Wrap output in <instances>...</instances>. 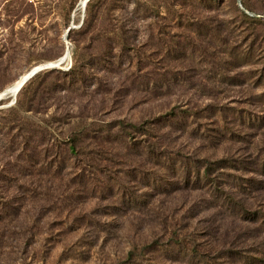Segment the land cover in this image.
<instances>
[{
  "label": "rangeland",
  "instance_id": "rangeland-1",
  "mask_svg": "<svg viewBox=\"0 0 264 264\" xmlns=\"http://www.w3.org/2000/svg\"><path fill=\"white\" fill-rule=\"evenodd\" d=\"M41 66L0 264H264V0H0V92Z\"/></svg>",
  "mask_w": 264,
  "mask_h": 264
},
{
  "label": "bare ground",
  "instance_id": "bare-ground-1",
  "mask_svg": "<svg viewBox=\"0 0 264 264\" xmlns=\"http://www.w3.org/2000/svg\"><path fill=\"white\" fill-rule=\"evenodd\" d=\"M65 56L60 57V61H64ZM39 67H33L31 68L29 71L23 73L22 75H20L11 85L7 86L6 88H4L3 93L2 91L0 92V95L2 94H6L10 97H14L17 92L19 91V89L21 88V86L32 76H30V73L34 70L37 69ZM38 72V71H37ZM36 72V73H37ZM27 79L25 82L24 80Z\"/></svg>",
  "mask_w": 264,
  "mask_h": 264
},
{
  "label": "water",
  "instance_id": "water-1",
  "mask_svg": "<svg viewBox=\"0 0 264 264\" xmlns=\"http://www.w3.org/2000/svg\"><path fill=\"white\" fill-rule=\"evenodd\" d=\"M54 66H57V65H52V67H54ZM44 67H46V66H41V67H39V68H37V69H34V70L30 73V76H33L37 71L41 70V69L44 68ZM26 80H27V79H25L24 82H25ZM6 96H7L6 94H2V95H0V101H1L2 99H4ZM14 97H15V96H14ZM14 97H13V98H14Z\"/></svg>",
  "mask_w": 264,
  "mask_h": 264
},
{
  "label": "trees",
  "instance_id": "trees-1",
  "mask_svg": "<svg viewBox=\"0 0 264 264\" xmlns=\"http://www.w3.org/2000/svg\"><path fill=\"white\" fill-rule=\"evenodd\" d=\"M35 74H36V73H35ZM35 74H34V75H35ZM34 75H33V76H34ZM33 76H32V77H33ZM32 77H30L29 79H31ZM29 79H28V80H29ZM28 80H27V81H28ZM27 81L21 86V88L19 89V91H20V90L22 89V87L27 83Z\"/></svg>",
  "mask_w": 264,
  "mask_h": 264
}]
</instances>
